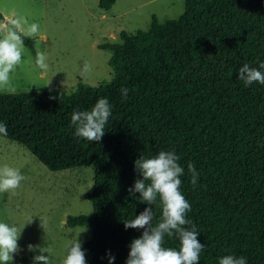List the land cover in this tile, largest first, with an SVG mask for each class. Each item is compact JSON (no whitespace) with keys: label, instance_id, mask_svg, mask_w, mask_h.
<instances>
[{"label":"trees","instance_id":"16d2710c","mask_svg":"<svg viewBox=\"0 0 264 264\" xmlns=\"http://www.w3.org/2000/svg\"><path fill=\"white\" fill-rule=\"evenodd\" d=\"M0 20L7 21L1 11ZM22 38L36 54L35 39ZM101 47L111 50L108 81L81 80L71 91L0 92V123L7 125L0 135L24 144L52 170L93 165L87 197L94 210L67 217L69 226L92 230L82 244L91 253L86 264H109V253L112 264H126L144 229H126L125 221L149 207L140 193L129 194L143 178L135 161L172 150L185 169L180 190L191 205L185 227L195 226L204 244L198 264H219L225 255L264 264V84L245 86L238 78L245 63L264 73V0H186L178 18L154 14L149 29H123L120 41ZM100 98L111 107L103 137H76L73 111L91 110ZM189 162L199 173L195 187ZM151 207L155 225L159 197ZM163 246L179 250L180 242L165 235Z\"/></svg>","mask_w":264,"mask_h":264},{"label":"rangeland","instance_id":"374dc122","mask_svg":"<svg viewBox=\"0 0 264 264\" xmlns=\"http://www.w3.org/2000/svg\"><path fill=\"white\" fill-rule=\"evenodd\" d=\"M100 1L0 0V11L7 19L0 20V27L12 28L8 20L22 26L25 21L38 24L36 49L48 57L45 72L35 66L36 54L24 43L22 63L10 74L16 91H71L81 80L92 85L108 81L114 76L111 50L101 47L102 43L120 41L123 29H149L154 14L164 21L178 18L186 9V0H116L110 9L100 6ZM85 61L91 71L82 75ZM4 165L19 169L25 177L14 192H0V222L14 225L20 232L18 251L9 264L22 256L33 264L40 253L38 247L29 250L30 244L51 248L48 264H62L67 246L76 239L88 262L91 253L82 244L92 237V230L69 226L67 217L93 212L87 197L94 183L93 165L52 170L24 144L0 135V167Z\"/></svg>","mask_w":264,"mask_h":264},{"label":"clouds","instance_id":"9594fccd","mask_svg":"<svg viewBox=\"0 0 264 264\" xmlns=\"http://www.w3.org/2000/svg\"><path fill=\"white\" fill-rule=\"evenodd\" d=\"M13 28L0 27V91L9 94L16 89L11 86L10 74L22 63L24 54V42L22 37L36 38L40 35L38 24L22 26L19 21H13ZM47 55L37 51L35 66L43 71L48 70ZM260 69H264V63H260ZM91 71V65L85 61L82 75ZM238 78L245 86L254 82L264 84V73L255 67L245 63L239 68ZM124 98H127L128 89H121ZM111 114V107L107 98H100L91 108L85 111H73L71 124L75 126V136L89 141H100L105 133V125ZM0 134L7 135V125L0 123ZM180 157L175 150L160 151L152 157L141 156L135 161L142 179H136L134 187L129 188V194L140 193L141 202H147L149 207L141 212L135 219H127L125 228L144 229L142 235L132 241L129 257L126 264H198L200 253L204 249L198 239V231L193 226L185 227L191 223L187 220L186 213L191 210L190 203L182 194L181 179L185 169L178 162ZM188 172L191 175V183L195 187L199 179V173L193 163H188ZM25 177L17 168L4 165L0 167V192H14L19 188ZM162 208L159 221L153 225V210L151 205L157 203ZM44 226V225H43ZM165 235L177 237L180 242L179 250L164 247ZM18 229L8 223L0 222V264H9L13 254L18 251ZM29 250L39 248V253L34 257L33 264H48L51 248L47 246L29 245ZM47 252L45 256L43 253ZM115 257L109 253V264ZM62 264H86L85 253L78 239L70 243L66 248V256ZM219 264H247L246 257L225 255L219 259Z\"/></svg>","mask_w":264,"mask_h":264}]
</instances>
